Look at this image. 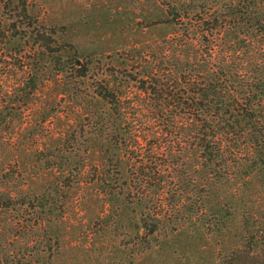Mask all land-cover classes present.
Instances as JSON below:
<instances>
[{
    "label": "trees",
    "instance_id": "trees-1",
    "mask_svg": "<svg viewBox=\"0 0 264 264\" xmlns=\"http://www.w3.org/2000/svg\"><path fill=\"white\" fill-rule=\"evenodd\" d=\"M146 3L123 35L142 41L81 64L0 0V264H113L111 235L126 264L178 237L264 264V0ZM87 196L100 254L81 260L65 237Z\"/></svg>",
    "mask_w": 264,
    "mask_h": 264
},
{
    "label": "rangeland",
    "instance_id": "rangeland-1",
    "mask_svg": "<svg viewBox=\"0 0 264 264\" xmlns=\"http://www.w3.org/2000/svg\"><path fill=\"white\" fill-rule=\"evenodd\" d=\"M12 6L16 7L13 3ZM28 9L46 30L57 31L59 35L56 36L55 44L66 50L63 56L81 64L85 63L92 53L108 54L118 44L132 45L142 41L138 34L128 38L123 35L135 31L138 26L141 27L139 18L141 14L153 11L146 0H28ZM3 31L4 27L0 26V39ZM24 45L29 47L32 42L26 41ZM19 63L20 61L15 62V65ZM41 94L43 97L38 99L45 103L55 101L59 97L55 93L53 82H49L48 87L41 91ZM24 115L29 116L27 112ZM19 129L20 127L17 128ZM24 135L26 136L27 132L21 133L20 137L25 138ZM73 206L68 214L70 229L65 239L68 243L77 239L76 246L79 248L78 254L81 260L88 254L97 258L100 251L96 243L100 233L95 234L96 229L92 227L94 224L90 219L93 214L102 213L100 203L88 199L83 203L79 201ZM72 228H77L78 231L75 233ZM108 240L110 243H106V251L104 250L103 255L109 253L113 264H126L125 252L121 251L126 242H121L116 248L114 243L118 242H115L113 235L109 236ZM130 246L134 247V243L131 242ZM218 247L219 244L212 239L178 237L168 241L167 245H160L159 249L151 251H139L138 248H133L134 258L131 262L133 264H212L216 260L212 259L209 252Z\"/></svg>",
    "mask_w": 264,
    "mask_h": 264
}]
</instances>
